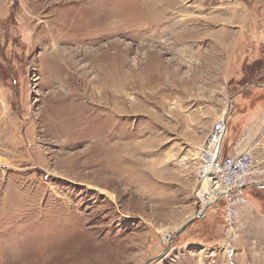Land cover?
<instances>
[{
    "label": "rangeland",
    "instance_id": "1",
    "mask_svg": "<svg viewBox=\"0 0 264 264\" xmlns=\"http://www.w3.org/2000/svg\"><path fill=\"white\" fill-rule=\"evenodd\" d=\"M254 2L0 0V264H264V180L228 251L223 203L180 230L264 107Z\"/></svg>",
    "mask_w": 264,
    "mask_h": 264
},
{
    "label": "built area",
    "instance_id": "2",
    "mask_svg": "<svg viewBox=\"0 0 264 264\" xmlns=\"http://www.w3.org/2000/svg\"><path fill=\"white\" fill-rule=\"evenodd\" d=\"M233 108L230 102L226 111L213 123L197 155L198 213L204 217L210 209L223 203L220 209L227 251L241 235L239 218L250 203L244 190L261 185L263 180L259 159L255 154V141L249 142L251 130L237 135L229 144V150H225Z\"/></svg>",
    "mask_w": 264,
    "mask_h": 264
},
{
    "label": "crops",
    "instance_id": "3",
    "mask_svg": "<svg viewBox=\"0 0 264 264\" xmlns=\"http://www.w3.org/2000/svg\"><path fill=\"white\" fill-rule=\"evenodd\" d=\"M248 6L250 10L249 4L254 2V0H242ZM257 2L254 4L258 6L259 9V19L264 24V0H256ZM262 33L260 37L264 36V26L262 27ZM262 42V40L260 39ZM259 90H263L264 92V84L259 85ZM252 131V137L249 139V142L255 141V154L259 159L260 167L262 169V176L264 180V107L258 112V114L250 121L249 126L245 130ZM244 130V131H245ZM243 131V132H244ZM246 208V207H245ZM243 212V211H242ZM261 225H264V219L261 220Z\"/></svg>",
    "mask_w": 264,
    "mask_h": 264
},
{
    "label": "bare ground",
    "instance_id": "4",
    "mask_svg": "<svg viewBox=\"0 0 264 264\" xmlns=\"http://www.w3.org/2000/svg\"><path fill=\"white\" fill-rule=\"evenodd\" d=\"M102 14H96L95 13V16L96 17H100ZM103 17V16H102ZM114 37V36H113ZM118 72V71H117ZM116 73V72H115ZM114 79H115V81L117 82H115L114 80H113V77H111V79H109V82H112V83H114V85H119L120 84V81L117 79V78H115L114 77ZM116 97V96H115ZM116 99H117V101L120 99V96H118V97H116ZM116 101V100H115ZM135 106L133 105V108H134ZM122 111H125V109H124V107H123V109H121ZM132 111V110H131ZM197 213V212H196Z\"/></svg>",
    "mask_w": 264,
    "mask_h": 264
},
{
    "label": "water",
    "instance_id": "5",
    "mask_svg": "<svg viewBox=\"0 0 264 264\" xmlns=\"http://www.w3.org/2000/svg\"><path fill=\"white\" fill-rule=\"evenodd\" d=\"M200 217H201V215L197 212L196 215H194V217L191 220H189L186 225H184L183 227H181L180 230H183L184 228L187 227L188 224H191L196 218H200Z\"/></svg>",
    "mask_w": 264,
    "mask_h": 264
}]
</instances>
